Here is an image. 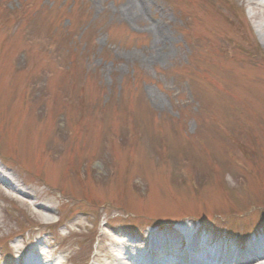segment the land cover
Wrapping results in <instances>:
<instances>
[{"label":"rangeland","instance_id":"obj_1","mask_svg":"<svg viewBox=\"0 0 264 264\" xmlns=\"http://www.w3.org/2000/svg\"><path fill=\"white\" fill-rule=\"evenodd\" d=\"M0 169V264L255 242L264 0H0Z\"/></svg>","mask_w":264,"mask_h":264},{"label":"bare ground","instance_id":"obj_2","mask_svg":"<svg viewBox=\"0 0 264 264\" xmlns=\"http://www.w3.org/2000/svg\"><path fill=\"white\" fill-rule=\"evenodd\" d=\"M0 181L7 183L11 187H15V189L16 188L19 189L17 187V185L14 182H12V180L6 174H1L0 173ZM38 207L43 208V209H47V210H51V207L47 206L46 204L41 205V206L39 205ZM193 245L195 246L194 243H191V246H193ZM252 258H253V260L249 259V258L245 259L244 263H242V264H253V263H256V262H260L261 264H264V252H263V256L262 257H260V255L255 254V255H253ZM122 259L123 258L119 259V264H127L128 263V262H125ZM127 259L129 260V259H131V257H127ZM196 261L199 264H201V263L203 264L204 263L203 258H201V257L199 258V260H196Z\"/></svg>","mask_w":264,"mask_h":264},{"label":"trees","instance_id":"obj_3","mask_svg":"<svg viewBox=\"0 0 264 264\" xmlns=\"http://www.w3.org/2000/svg\"><path fill=\"white\" fill-rule=\"evenodd\" d=\"M255 56H256V54H255ZM257 57V56H256Z\"/></svg>","mask_w":264,"mask_h":264}]
</instances>
